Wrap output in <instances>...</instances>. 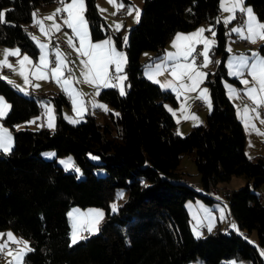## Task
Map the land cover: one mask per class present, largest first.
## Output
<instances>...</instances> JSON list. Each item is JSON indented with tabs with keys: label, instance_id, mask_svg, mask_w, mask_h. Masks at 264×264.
<instances>
[{
	"label": "trees",
	"instance_id": "1",
	"mask_svg": "<svg viewBox=\"0 0 264 264\" xmlns=\"http://www.w3.org/2000/svg\"><path fill=\"white\" fill-rule=\"evenodd\" d=\"M56 2L60 0H0V46H19L36 58L39 50L29 27L33 13ZM246 3L264 20V0ZM86 6L93 38L108 35L97 0H86ZM220 13V0H143L140 22L129 28L125 45L126 95L102 88L99 97L112 109L88 112L79 123L64 118L70 100L63 91L28 96L0 77V93L12 106L2 119L14 133L12 151H0V231L10 229L28 240L33 251L24 264H187L195 258L205 264L229 258L264 264L259 249L240 233L256 230L264 245V202L257 191L264 184V157L249 158L245 127L224 85L226 78L241 84L228 75V26ZM204 21L213 24L216 34L212 55L218 58L207 82L213 107L205 123L178 135L164 104L177 98L144 76L141 55L151 50L153 60L161 58L176 32ZM113 36L122 46L121 32ZM258 48L264 54V42ZM42 97L55 105L56 128L18 129L19 122L40 113ZM50 148L57 156L72 153L84 176L66 170L57 157L44 158L42 151ZM185 154L194 159L205 192L184 175ZM98 167L106 173L97 174ZM234 175L247 177L246 184L226 194L240 231L195 236L186 201L197 196L214 201L206 190ZM118 189L127 192V199L111 212ZM73 205L106 209L99 232L76 244L71 243L68 216Z\"/></svg>",
	"mask_w": 264,
	"mask_h": 264
},
{
	"label": "rangeland",
	"instance_id": "2",
	"mask_svg": "<svg viewBox=\"0 0 264 264\" xmlns=\"http://www.w3.org/2000/svg\"><path fill=\"white\" fill-rule=\"evenodd\" d=\"M97 1H98L97 5L99 6L98 7L99 10L100 11H101V9L105 10V11H101V13L103 14V16L105 18V21H106V24L109 28L110 33L104 37H101V38H93V36L91 34L90 26H89V31H90L93 42H99V41L105 40L109 36H111L112 39L115 41L113 34L118 33L117 31L114 30L115 25L117 23H120L123 25V27L119 31V32H121L122 36L126 35L127 37H129V28L132 25H134L136 22L134 19V17H135L134 11H133L132 15H128V5H133L134 7L139 8L141 11L143 0H130L128 3L124 2V0H123V4L125 5V7L121 8L119 11H117V6L120 3V0H117L116 5L110 4L109 0H97ZM68 2H70V0H68ZM245 6L246 7L251 6L254 14L258 17L257 13L254 11L253 6L251 4H247L246 0H245ZM61 7H62V5L60 2L52 3V4L47 5V6H40V7H38L37 11L35 12L36 13V19L43 20L45 28L49 29V28H51L53 21L47 20L44 18L51 15L53 12H55L57 8H61ZM113 13H115V14H113ZM228 15H229V13L223 12L221 10L220 18L223 21ZM62 17H66V16L59 14L55 17V22L61 24V30L59 32L51 31L48 33L47 36L44 35L40 31L39 25H37L35 23V20H33V23L29 27L32 30V32H31L32 37L35 36L37 38V40L40 41V43L49 45L48 52H49L50 66L54 65L52 59H53V57L55 58V51L57 48L67 57L68 61H70V62L74 61L75 62V63L69 64V66L73 69V72L71 74L66 72L65 77L72 75V76H75L78 78V82L74 83V88L83 94L82 99L85 101L86 111L82 114V116L78 115L74 111V106L72 104L71 97L62 90L60 85H58L55 82V79L51 78V76L47 80H38L34 76H32L31 73L29 72L30 83L25 84L24 78L18 74V71L20 68L18 60L22 59V57L24 55L29 56L32 59L33 64H37L39 62V57L42 54V50L40 49L39 45L37 44V42L35 40H34V42L36 43L38 50H39L38 56L36 58L34 56H32L30 53L22 50L19 46H4V45L0 46V60L4 59V49H17V48L20 49V56L19 57H15V56H9L8 57V61L13 66V68H8V67L0 68V77L3 79H5L4 77H6L7 79H5V80L13 81L16 86H19V87H17L19 90H20V88L26 89V91H21V92H23L24 94H26L28 96H32V95H34V93L39 94V95H41V94L55 95L57 92L63 91L69 97V100H70V105H65L63 107L64 118L67 119L68 121H70V119H71V120H79V122H81L82 120L85 119V115L88 112L98 114L97 109H99V108H93L92 107L93 101L107 105L109 110L112 109V107L108 103L101 100L99 96L95 95L96 89L91 84L83 82V77L81 76L80 57L78 56L75 49L68 45L67 36H65V33H67L68 36H73V33H72L71 29L67 28L66 25H63ZM245 19H246V17H244L241 13L237 12L236 13V19H233L230 23L227 24V26H228V29H227L228 38H227L226 49L229 52L228 57L226 59L227 71H228V75L231 78L236 77L240 82H241L240 77L230 75V72L232 71V69L229 67V63L235 62L236 58L241 57V56L249 57L250 58L249 63H251L252 58H253L252 53H254L255 51L259 53L258 57H256V58L264 57V54L260 53L258 48L254 47L255 43H251L250 41L246 42V40H242L236 32L232 31L233 28L241 27L243 25ZM261 21H264V20L261 19ZM88 24H89V22H88ZM203 24L205 26H201L200 28H204V29L212 28V31H214L213 30V24L211 22L204 21ZM204 36L211 39V40H214V42L216 43V34L213 37L211 32L205 31ZM74 42L76 43V45L78 47V40H74ZM258 42L263 43L264 40L258 41ZM116 46H117V44H116ZM203 47L204 46L202 44H198L196 46V53L202 52ZM212 47L213 46H210V51H209V61L210 62L208 63L207 67H200L201 71L208 74L205 77V79L203 80V82L200 84V86H201V90L204 88L208 89V97L209 98H210L209 86L207 85L206 82L208 81V79L210 77V73L214 69V66H215V64L217 62V58H218V57H216V58L213 57ZM117 48H118V50H120L126 54L124 43L120 47L117 46ZM229 48L231 49V51H229ZM152 56H153V51H151V50H145L141 55V60L145 63L144 67H143L144 75H145V73L148 75V73L150 71H153L155 64H157V63H163L164 64L165 63L163 56L159 59H154V60H153ZM203 63H204L203 56H196V65L202 66ZM125 68H126V65L123 68L122 74H126ZM110 71H111V69H110ZM250 77L251 76L248 74V71L245 70V74H244L243 78L248 79L250 81V84L248 85L249 87L252 86ZM157 79H159L161 82H163L159 76L157 77ZM224 82L227 84V86L230 85V86L234 87L240 93L239 98H236V99L230 98L232 100V102L235 104V106H237L239 114H240V110H242L246 105L249 107H254V105L252 104V101L245 95V86L242 83H241L242 85L239 86L238 84H236V82L231 81L230 79H227V78L224 79ZM123 83H124L125 92H126L127 87H128L127 81H124ZM36 85H39V87H36ZM200 86H199V88H200ZM199 92H198V94H199ZM188 95H189V93H187V96ZM0 97H3L4 100L8 104H10L8 99L3 94L0 93ZM183 97L184 96L179 97L182 100V101H180L181 102L180 106H177V105L174 106L173 102H171V101H167V103L169 104V107H171L173 110L175 109L176 121L179 120V126L177 127L180 130L179 133H181L182 135H185L186 133H188V131H190V129L192 127L191 121H193L191 119H185L184 117L186 115L190 116L192 114H195L196 116H198L199 122L193 121V124L198 123V125H200L206 121V115L207 114H203V112H205L204 108H198V107L194 106L190 99L185 100V98H183ZM210 100H211V98H210ZM203 101L201 98H197L195 100L197 106H202ZM39 102L42 106L40 113L32 116L28 120L19 122L16 125V127L18 129L25 128V127H29V128H33V129H39V128H42L43 126L49 127L48 126L47 107H50L54 110L53 115L55 118L54 119L55 127L54 128L49 127V128L52 130H54L56 128V111H55V105H54L53 101L51 99L42 97L41 100H39ZM182 104H184L186 111L181 109ZM205 104H207L206 101H205ZM45 105H47V107H45ZM260 112H261V118H264V109H261ZM252 115L254 116L255 114L252 113ZM32 121H35V122L32 123ZM181 121H183V123H181ZM253 122L256 124V126L259 129H261V131H264V124H261L259 122V119H256ZM0 125H2L3 128L7 129L11 133L12 148H13V146H14V133H13V131L10 129L9 126L4 124L2 118H0ZM187 125H189V127H187ZM243 125H244V123H243ZM245 131H246V135H247L246 152L248 151L247 152L248 156L251 155L252 157H255V156H263L264 157V136L257 135L255 132H252L250 130H246V128H245ZM0 151H3V150H0ZM48 154H54V155H48ZM42 155L44 158H47V159L57 157L59 164L62 165L64 168H65V165L60 163V161H69L70 160L73 167H69L68 169H66V168L65 169L68 171L76 172L79 177L84 176L82 168L78 165V163L76 162L75 157L72 153L57 156V150L54 148H50V149L43 150ZM90 157L94 161H98V158L96 155L90 154ZM181 166H182L183 170L186 172L184 175L191 182V184L198 191L205 192V190L201 186L200 175L197 172V167H196V164L194 162V159L190 155L185 154L181 159ZM76 168L79 169V172H77L75 170ZM95 172L97 174H100V175L106 173L105 169L102 167L95 168ZM246 182H247V177L245 175H234L228 182L220 183L217 187H210L208 190H206V193H208L210 196L214 197V201L207 202L205 199H203L200 196H197L195 198H189L186 201L185 205H186L187 211L189 213L190 226H191L192 232L194 233L195 236H204L208 232L214 233L218 230H221L224 232H228L229 230H236L238 232L240 231V228L238 226V222H237L236 218L234 217V215L231 211L229 201H228L226 194H227V192L234 190L236 188H239L240 186L246 184ZM251 186L253 187V183L251 184ZM263 188H264V184H263ZM257 191L260 192L261 188H258ZM120 194H123L122 198H120ZM126 199H127V192L124 189H118L116 192L115 198L110 201V209H111V205L114 203L119 208V206ZM263 202H264V199H263ZM221 209H223V218L221 217ZM90 210H99V211L104 212L103 219L97 225V227L100 230V226H101V224H102V222L106 216V209L104 207L93 206V205H90V206L73 205L68 210V216H69V221H70V225H71V234H70L71 240H72V232H73V224L74 223L76 224L77 231H78V234L80 236L88 237V236L93 234L90 231H88V229L91 226L89 223L91 218L86 215ZM111 212H113L112 209H111ZM210 224H211V231H209V225ZM233 224L236 225L235 228L232 227ZM205 228L207 230L204 232L203 229H205ZM1 233L4 235V231H0V234ZM198 233H199V235H198ZM245 235H246L247 239L259 249L262 257L264 258V254H262V253H264V245H261L259 243L257 231L253 230V232H247ZM6 240H8V238ZM19 240L26 241V240H24V238L23 239L19 238ZM6 242H8V241H6ZM27 242H28V240H27ZM10 244L12 246L16 245L17 249L23 247V244H20V243L16 244L13 241L10 242ZM28 244H29V242H28ZM5 248H8V247H5ZM6 253H7V251H6ZM5 257H6V255L0 259L1 260L0 264L5 260ZM187 264H205V263L200 258H195V259H191L190 261H188ZM221 264H253V263H252V261H248V260H238L236 258H229V259H223L221 261ZM258 264H262V263H258Z\"/></svg>",
	"mask_w": 264,
	"mask_h": 264
},
{
	"label": "snow or ice",
	"instance_id": "3",
	"mask_svg": "<svg viewBox=\"0 0 264 264\" xmlns=\"http://www.w3.org/2000/svg\"><path fill=\"white\" fill-rule=\"evenodd\" d=\"M60 3L62 5L61 8H57L55 12L44 18L53 21L51 28L49 29H46L43 20L36 19V13H33V18L35 23L39 25L40 31L46 36L51 31L59 32L61 30V24L55 22V17L61 13H66V17H62V22L63 25H66L67 28L71 29L73 36H68L67 33H65V36H67L68 45L74 48L80 57L83 82L91 84L96 89V96L100 95L101 88H118L121 96L126 95L123 82L127 80V75L122 74L123 68L128 62L126 54L118 50L116 42L111 36L105 40L93 42L89 31L88 20L85 16L87 11L86 0H70V2H68V0H60ZM109 3L116 5L117 0H109ZM123 7H125L123 0H120V3L117 6V11ZM220 9L223 12L229 13L224 19L225 25L230 23L233 19H236L237 12L246 17L241 27L232 29V31L236 32L242 40H247L251 43H256L258 40H264V21H261L254 14L251 6H245V0H220ZM101 11L105 10L101 9ZM133 11L135 12V22L139 23L141 17L140 9L133 5H128V15H132ZM0 15H2V13H0ZM217 22H219V18H217ZM122 27V24L117 23L114 30L119 32ZM205 31L211 32L212 36H215V32L212 31V28H200L196 32L190 34H176L172 43V47L175 51L168 52L166 57H164L167 61L173 62L170 65L171 76L173 79L168 80L165 83H161V81L157 79L158 76L162 75L164 71L167 70L163 63H157L154 65V70L148 73V79L152 80L154 83L160 84L162 88L172 89L176 93L177 98L184 96L185 100H188L189 97L187 96V93L196 92L197 89H199L200 84L208 75L201 71L200 67H207L210 62V46H214L215 42L204 36ZM32 39L37 42L42 50L39 62L33 64L32 59L29 56L24 55L22 59L18 60L20 65L18 74L24 78L25 84L30 83L29 72L38 80H47L51 76V78H54L55 82L60 85L62 90L71 97L74 111L82 116L86 111L85 101L82 99L83 94L74 88V83L78 82V78L72 75L65 77L66 72L69 74L73 72V69L69 64L75 62L68 61L67 57L57 48L55 51L54 65L50 66L48 52L49 45L40 43L35 36H33ZM74 40H78V47ZM122 40L126 45L128 37L124 35ZM197 44H202L204 46L202 52L196 53ZM229 51H231L230 48ZM194 53L195 55H193ZM9 56L19 57L20 49H4V59L0 60V68H13L8 61ZM196 56H203L204 63L202 66L196 65ZM252 57L255 59H253L251 63H249V57L243 56L236 58L235 62H230L229 67L232 69L230 75L241 78V83L245 86V95L254 105V107L246 105L240 110V118L243 121L246 130L264 136V131H261V129H259L253 122L256 119H259V122L264 124V118H261L260 112L261 109H264V57L256 58L258 57L257 53H252ZM245 70H247L248 74L251 76V87L248 86L250 81L243 78ZM4 78L7 79L6 77ZM8 82L14 83L11 80ZM36 87H39V85H36ZM128 87H130V85H128ZM227 87L230 98H239L240 93L237 89L230 85ZM20 91H26V89L20 88ZM199 98L205 100L211 110L212 104L208 97L207 88L200 90ZM11 107L12 106L8 104L3 97H0V118L5 117ZM45 107H47V105H45ZM92 107L100 108L105 112L109 111L107 105L96 101L92 102ZM165 107L172 112L173 116L176 115V112L173 111L171 107L167 105ZM181 109L186 111L184 104L181 105ZM53 111L52 108L47 107L48 126L50 128L55 127ZM252 113L255 115L253 116ZM116 115H119V113H116ZM184 118L199 122V117L195 114L190 116L186 115ZM34 122L35 121H32V123ZM70 122L79 123V120L70 119ZM177 123H179V120H177ZM194 126H198V123L194 124ZM177 134L179 135L181 133L178 132ZM0 150H3L5 154L12 151L11 133L3 128L2 125H0ZM60 163L64 164L66 169L73 167L70 160L60 161ZM75 170L79 172L78 168ZM122 196L123 194H120V198H122ZM111 209L113 212L118 211V207L115 203L111 205ZM86 215L91 218L89 221L91 226L88 231L93 234L98 232L99 228L97 225L103 219L104 212L90 210ZM221 217L223 218V209H221ZM232 227L235 228L236 225L233 224ZM209 231H211V224L209 225ZM2 235L3 234H0V236ZM7 237L10 241L23 244L24 247L21 250L17 251L15 254L9 250L8 255L13 256L16 264H24V257L27 253L32 252L33 249L28 245L27 241L16 240L12 233H8ZM85 238L86 237L78 234L76 224L74 223L71 240L72 244H76L78 240ZM5 246V244H0V251H2Z\"/></svg>",
	"mask_w": 264,
	"mask_h": 264
},
{
	"label": "crops",
	"instance_id": "4",
	"mask_svg": "<svg viewBox=\"0 0 264 264\" xmlns=\"http://www.w3.org/2000/svg\"><path fill=\"white\" fill-rule=\"evenodd\" d=\"M98 2V1H97ZM261 20V19H260ZM201 26H205L203 23H201L199 26H197L195 29H193V30H189V31H178V32H176L175 34H174V36L167 42V44H166V46H165V51H164V54H163V57H166V54L168 53V52H174L175 51V49L172 47V43H173V41H174V38H175V36H176V34H178V33H183V34H190V33H193V32H196ZM258 41H262V40H258ZM256 42L255 44H254V47L255 48H258L259 47V45L262 43V42ZM246 42H247V40H246ZM198 45V44H197ZM258 50H259V48H258ZM260 52V51H259ZM254 53H257V54H259L258 52H254ZM193 55H195V53L193 54ZM254 58H252V60H253ZM164 64H165V66H166V68H167V70L166 71H164V73L162 74V75H160L159 77H160V79H162V81L163 82H161V83H165L166 81H168V80H172L173 79V77L171 76V71H170V65L173 63V62H171V61H167L166 59H164ZM144 74V73H143ZM144 76H146L147 78H148V75L145 73V75ZM250 80H251V77H250ZM208 82V81H207ZM206 82V83H207ZM240 82V81H239ZM236 84H238L237 82H236ZM240 84H241V82H240ZM252 84V83H251ZM207 85H208V83H207ZM224 85H225V88H226V91H227V94H228V87H227V84L224 82ZM239 85V84H238ZM242 85V84H241ZM240 86V85H239ZM165 89V88H164ZM168 90H172V89H168ZM201 90V86H200V88L199 89H197V91L196 92H190L189 93V95H188V97H189V99L191 100V102H192V104L194 105V106H196V107H198V108H204V110H205V112H203V114H207L206 115V118H207V116H208V114H210V112H211V110H212V107H213V104H212V107H211V110L209 109V107H208V105L207 104H205V100L203 101V99H202V101H203V107L202 106H197L196 105V102H195V100L197 99V98H199V94H198V92ZM173 91V90H172ZM209 92H210V90H209ZM173 93H174V91H173ZM175 94V93H174ZM229 95V94H228ZM175 96H176V94H175ZM176 98H177V96H176ZM184 98V97H183ZM210 98H211V96H210ZM229 98H230V96H229ZM180 101H182L180 98H177V101L176 102H173V104H174V106H180ZM232 101V100H231ZM212 102V101H211ZM164 104H165V106L167 105V106H169V104L167 103V101H165L164 102ZM235 105V104H234ZM236 107V111H237V114H238V116H239V119L241 120V118H240V114H239V112H238V108H237V106H235ZM168 109V108H167ZM173 111H175V109L173 110ZM172 113V112H171ZM173 115V114H172ZM174 119H175V122H176V126H175V130H176V132L178 133L180 130H179V128H177L178 126H179V123H177V121H176V116H174ZM181 123H183V121H181ZM191 126L193 127V121H191ZM195 123V122H194ZM205 123V122H204ZM243 123V122H242ZM187 127H189V125H187ZM191 127V128H192ZM189 132V131H188ZM248 152V151H247ZM250 157H252L251 155H249ZM261 188V191H260V193H261V195L263 196L262 198L264 199V188H263V185L260 187ZM219 196V195H218ZM207 229L205 228V229H203V231L205 232ZM8 233H12L13 234V236L16 238V240H19V238L21 239H23V237L22 236H20L19 234H17V233H15L13 230H10V229H8L6 232H4V235H2V236H0V244H5L6 246L5 247H8L7 248V253H6V257H5V260L1 263V264H10V262H11V264H16V261L13 259V256H9L8 255V252H9V250H11L14 254L17 252V251H19V250H21L23 247H21V248H18L17 249V247H16V245H11L10 244V242H12V241H10V240H6L8 237H7V234ZM240 233L242 234V235H244V236H246L245 234L247 233L246 231H244V230H241L240 231ZM2 234V233H1ZM24 240H26L27 241V239H25L24 238ZM6 241H8V242H6ZM17 244V243H16ZM19 244V243H18ZM29 245V244H28Z\"/></svg>",
	"mask_w": 264,
	"mask_h": 264
},
{
	"label": "built area",
	"instance_id": "5",
	"mask_svg": "<svg viewBox=\"0 0 264 264\" xmlns=\"http://www.w3.org/2000/svg\"><path fill=\"white\" fill-rule=\"evenodd\" d=\"M61 15L65 16V13H61ZM53 63L55 62L54 57L52 59ZM199 101V100H198ZM7 248H4L2 251H0V259L6 255Z\"/></svg>",
	"mask_w": 264,
	"mask_h": 264
},
{
	"label": "bare ground",
	"instance_id": "6",
	"mask_svg": "<svg viewBox=\"0 0 264 264\" xmlns=\"http://www.w3.org/2000/svg\"><path fill=\"white\" fill-rule=\"evenodd\" d=\"M65 16H66V13H65ZM36 26V25H35ZM34 27V26H33ZM54 60H55V58H54ZM3 260V259H2ZM1 261V260H0Z\"/></svg>",
	"mask_w": 264,
	"mask_h": 264
}]
</instances>
